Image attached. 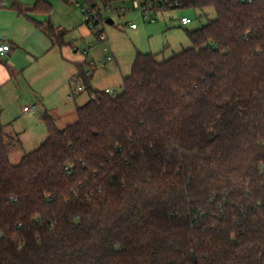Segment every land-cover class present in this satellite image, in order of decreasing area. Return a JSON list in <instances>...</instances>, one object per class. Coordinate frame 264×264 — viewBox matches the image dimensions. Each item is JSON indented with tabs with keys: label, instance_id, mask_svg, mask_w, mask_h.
Masks as SVG:
<instances>
[{
	"label": "trees",
	"instance_id": "1",
	"mask_svg": "<svg viewBox=\"0 0 264 264\" xmlns=\"http://www.w3.org/2000/svg\"><path fill=\"white\" fill-rule=\"evenodd\" d=\"M178 1L216 11L191 47L45 114L18 164L0 136V264H264V0Z\"/></svg>",
	"mask_w": 264,
	"mask_h": 264
},
{
	"label": "rangeland",
	"instance_id": "2",
	"mask_svg": "<svg viewBox=\"0 0 264 264\" xmlns=\"http://www.w3.org/2000/svg\"><path fill=\"white\" fill-rule=\"evenodd\" d=\"M20 1L30 4L37 0ZM49 1L53 4L52 23L56 34L60 37V41L53 51L52 63H55L56 56L61 63L50 69L48 78H60L66 73L67 68L75 69L76 62H85L86 64L82 65V69H84L86 78L79 74L81 85L84 86V90L80 92L83 94L82 97L89 98L95 90L103 91L102 89L105 86H109L113 90V94L121 93L123 90V77L130 74L131 66L138 52L156 53L159 61L167 59L192 46L186 29L201 27L216 16L213 7L205 9L191 7L158 8L149 12L150 17H146L137 10L128 11L123 17L112 13L106 14V18L108 16L113 17L114 23L110 24L104 21V31L108 39L101 40L95 31H91L83 23L81 12L76 6L75 0H67L68 3L65 1L68 4V9L64 8L61 0ZM4 2V4H11L12 0H4ZM183 15L190 17L192 22L186 25L181 24L180 18ZM152 17L154 21L151 20ZM131 22H135L137 28H131L129 26ZM89 46H92V50L88 54H83V50ZM75 48L77 50H74ZM111 53H114V59L107 60V56ZM65 59H67V62ZM93 60L95 62L91 64ZM101 60H105L106 63L101 64ZM87 81H90V84L93 85L92 90L88 89ZM38 99L34 96L26 103H15L12 109L2 108V122L4 123L5 119H8L12 123L16 120L23 121L28 118L31 121L29 123L34 126L38 125L39 118L42 115L41 110H43V107H39V102L37 103ZM83 103H85L83 99L77 96V102H69V106L74 107ZM25 105H37V108L22 116L21 110ZM68 107L63 104L61 106L62 117L56 121L60 128L77 120V114L71 115L67 110ZM38 146L39 144L20 145L16 139H9L8 148L11 163L18 164L23 155Z\"/></svg>",
	"mask_w": 264,
	"mask_h": 264
},
{
	"label": "crops",
	"instance_id": "3",
	"mask_svg": "<svg viewBox=\"0 0 264 264\" xmlns=\"http://www.w3.org/2000/svg\"><path fill=\"white\" fill-rule=\"evenodd\" d=\"M40 1L50 6L49 13L47 8L35 9ZM61 1L64 8L68 9L67 0ZM22 4L25 13L11 8V4L0 6V45L8 43L11 46L6 53H0V136H4L7 140L16 139L20 145H40L48 136L45 114L57 121L62 117V104L68 107L69 102H77V96L85 103L90 99L82 97L83 94L80 92L84 90V86L81 85L79 74L80 71H84L82 65L86 63L76 62L75 69L67 68L62 77L48 78L50 69L61 63L57 56L55 63H52L56 44L45 29L47 22L53 21V4L49 0H37L30 4L22 2ZM65 61L67 62V59ZM79 86H82L81 90ZM90 86L94 88L92 84ZM106 88L110 87L105 86L102 90ZM71 93L73 98L69 97ZM34 96L39 98L37 101L39 107H43L38 125L29 123L31 121L28 118L12 123L8 119L2 122V108L12 109L15 103H26ZM78 106L80 105L69 106L67 110L71 115L77 114ZM27 113L29 112L21 110L22 116Z\"/></svg>",
	"mask_w": 264,
	"mask_h": 264
},
{
	"label": "built area",
	"instance_id": "4",
	"mask_svg": "<svg viewBox=\"0 0 264 264\" xmlns=\"http://www.w3.org/2000/svg\"><path fill=\"white\" fill-rule=\"evenodd\" d=\"M130 1V3H128ZM153 0H75L76 6L79 8L83 23L90 29L91 31H95L101 40L108 39L106 32L104 31V21L107 22L108 18H113L112 16L105 17L106 14H113L119 17H123L128 11H140L146 17L149 16V12L156 10L153 6L155 3ZM179 4L178 0H170L169 4L166 2H162L160 4L161 7L158 8H169L172 5ZM156 5V3L154 4ZM150 17V16H149ZM114 20V19H113ZM154 21V18H151ZM180 22L183 25H186L192 22V19L188 16L183 15L180 18ZM108 23V22H107ZM129 26L133 29L137 28V24L135 22L129 23ZM11 48L10 44L3 43L0 45V53L4 54ZM107 49V47H105ZM74 50H77L75 48ZM92 50V46L83 50V54H88ZM114 53H111L107 56V60H113ZM94 61L91 62L93 64ZM101 64H105V60L100 61ZM82 89V86H79V90ZM107 93H113V90L110 88H106L104 90ZM70 98H73V93L69 95ZM37 105L29 106L25 105L23 107L24 112L31 111L32 109H36Z\"/></svg>",
	"mask_w": 264,
	"mask_h": 264
},
{
	"label": "water",
	"instance_id": "5",
	"mask_svg": "<svg viewBox=\"0 0 264 264\" xmlns=\"http://www.w3.org/2000/svg\"><path fill=\"white\" fill-rule=\"evenodd\" d=\"M107 22L110 23V24H112V23H114V20H113V18H108L107 19Z\"/></svg>",
	"mask_w": 264,
	"mask_h": 264
}]
</instances>
